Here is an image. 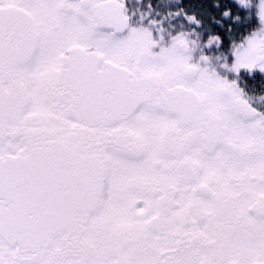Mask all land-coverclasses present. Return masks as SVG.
Masks as SVG:
<instances>
[{"label":"snow or ice","instance_id":"6c2138e0","mask_svg":"<svg viewBox=\"0 0 264 264\" xmlns=\"http://www.w3.org/2000/svg\"><path fill=\"white\" fill-rule=\"evenodd\" d=\"M0 264H264V0H0Z\"/></svg>","mask_w":264,"mask_h":264}]
</instances>
